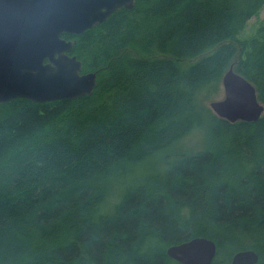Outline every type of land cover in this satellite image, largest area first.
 Wrapping results in <instances>:
<instances>
[{
	"label": "trees",
	"instance_id": "trees-1",
	"mask_svg": "<svg viewBox=\"0 0 264 264\" xmlns=\"http://www.w3.org/2000/svg\"><path fill=\"white\" fill-rule=\"evenodd\" d=\"M263 8L136 0L63 33L98 82L76 98L0 101V264H181L168 248L198 236L215 241L213 264L242 250L264 264V113L230 122L207 105L232 65L264 103V24L240 36ZM205 125L206 147L144 173Z\"/></svg>",
	"mask_w": 264,
	"mask_h": 264
},
{
	"label": "water",
	"instance_id": "water-1",
	"mask_svg": "<svg viewBox=\"0 0 264 264\" xmlns=\"http://www.w3.org/2000/svg\"><path fill=\"white\" fill-rule=\"evenodd\" d=\"M136 0H0V101L26 98L48 102L93 94L96 72H83L82 61L70 55L82 34L115 11L133 8ZM224 95L209 103L230 122H255L264 113L256 87L233 65L222 79ZM168 255L181 264H213L217 245L198 236L170 246ZM254 250L238 251L230 264H256Z\"/></svg>",
	"mask_w": 264,
	"mask_h": 264
},
{
	"label": "rangeland",
	"instance_id": "rangeland-1",
	"mask_svg": "<svg viewBox=\"0 0 264 264\" xmlns=\"http://www.w3.org/2000/svg\"><path fill=\"white\" fill-rule=\"evenodd\" d=\"M264 24V8L257 16H253L247 23L246 28L242 31L241 37H251L255 34L257 29ZM224 95L223 86H221V93L218 97L207 101V105L212 100L221 99ZM259 99V98H258ZM259 101L264 104L260 99ZM210 125V123H209ZM209 125L199 126L193 128L182 139L178 140L173 145L165 148L157 154L151 156L142 167L144 173L151 171H163L167 167V161L183 155L192 154L204 147L209 143Z\"/></svg>",
	"mask_w": 264,
	"mask_h": 264
},
{
	"label": "bare ground",
	"instance_id": "bare-ground-1",
	"mask_svg": "<svg viewBox=\"0 0 264 264\" xmlns=\"http://www.w3.org/2000/svg\"><path fill=\"white\" fill-rule=\"evenodd\" d=\"M147 59V58H146ZM98 79V78H97ZM50 102V101H49ZM170 248V247H169ZM169 248H168V250H169ZM168 252V251H167ZM175 260V259H174Z\"/></svg>",
	"mask_w": 264,
	"mask_h": 264
}]
</instances>
